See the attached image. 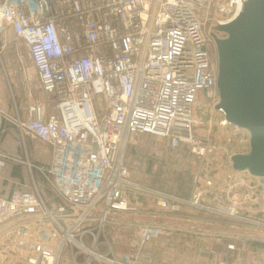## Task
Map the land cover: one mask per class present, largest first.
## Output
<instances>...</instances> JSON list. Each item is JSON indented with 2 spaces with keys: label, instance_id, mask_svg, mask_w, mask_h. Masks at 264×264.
Masks as SVG:
<instances>
[{
  "label": "built area",
  "instance_id": "built-area-1",
  "mask_svg": "<svg viewBox=\"0 0 264 264\" xmlns=\"http://www.w3.org/2000/svg\"><path fill=\"white\" fill-rule=\"evenodd\" d=\"M245 1L0 0V33L9 31L24 42L34 88L43 95L31 102L27 119L13 122L22 137L52 149L49 168L28 167L41 172L50 201L62 202L49 208L33 177L31 190L0 196V264H62L68 247L71 264H154L141 249L177 229L165 220L189 218V208L214 216L201 218L208 229L199 240L223 244L228 254L219 259L226 261L217 264H264V204L255 186L239 174L223 180L167 174L177 160L218 149L198 136L206 113L219 115L207 120L209 129L214 123L229 129L245 146L237 153L249 151V133L216 109L217 52L200 14L218 4L229 17L218 25L226 24ZM51 96L57 103L48 114ZM135 145L148 151L145 159L153 168L145 170L160 174L162 188L133 180L134 172L144 171L128 158ZM138 196L151 202L143 208L133 201ZM124 214L132 226L148 217L137 250L100 251L107 227L128 224ZM82 255L84 261H77Z\"/></svg>",
  "mask_w": 264,
  "mask_h": 264
},
{
  "label": "rangeland",
  "instance_id": "rangeland-1",
  "mask_svg": "<svg viewBox=\"0 0 264 264\" xmlns=\"http://www.w3.org/2000/svg\"><path fill=\"white\" fill-rule=\"evenodd\" d=\"M215 1L218 2V0ZM227 3L228 0L225 4ZM217 5L211 3L209 7L200 9L202 20L205 22V32L210 38L214 32L218 37L224 36L223 33L216 32L215 27L219 22L229 18L222 16ZM210 46L214 50L215 42L211 41ZM35 80L34 68L24 42L9 31L0 33V153L3 155L0 161L3 163L0 166V194L2 195L8 193L11 188L10 173L13 168L17 166L20 174L28 180V168L24 166L25 163L45 166L50 162V159L48 161L50 154L48 147L36 139L22 137L13 122L17 108L20 112L24 109L27 110L32 101L41 99V94L34 88ZM201 109L210 112V109L207 110L205 107ZM198 113L201 115V111ZM216 114L218 113L215 112L212 115L206 113L203 116L204 124L198 128V136L202 139H210L217 144L218 149L214 153H208L206 157L197 156L193 160L191 157L177 160L167 167V174L170 172L180 174V176L212 174L218 180H223L226 174H236L230 166V156L232 153L244 149L245 146L240 144L229 129L219 128L215 123L212 129L207 127L209 118L213 117L214 121L219 118V115ZM139 139L135 138L134 140ZM128 149L130 151V147ZM135 155L136 157L130 153L128 158L131 163L139 159L137 154ZM187 156L188 154L185 155V157ZM139 174H147L145 168L144 171L139 170ZM184 196L187 197V193ZM261 197L263 205L264 196ZM144 198L148 197L144 196ZM204 203L216 206L213 201L209 203L205 200ZM185 215L189 218L170 216L165 220L171 227H179L172 233L165 231L164 239L160 237L157 243L142 248L143 256H151L150 261L154 264H217L220 261H226L219 259L228 254L223 244L217 245L215 241L199 240L201 233L208 229L201 218L210 219L214 216L209 212L195 208H189ZM122 218L128 224L109 226L102 232L99 239L106 242V247L100 251L113 252L116 255H129L137 250L138 232L140 226L142 227L145 222L141 217H138V221L133 222L132 226L130 225V214H124ZM68 251H71L69 247L61 257L62 264H71ZM75 251H77L76 248ZM84 259L85 256L82 255L77 258V261L83 262ZM94 264L99 263L94 262Z\"/></svg>",
  "mask_w": 264,
  "mask_h": 264
},
{
  "label": "water",
  "instance_id": "water-1",
  "mask_svg": "<svg viewBox=\"0 0 264 264\" xmlns=\"http://www.w3.org/2000/svg\"><path fill=\"white\" fill-rule=\"evenodd\" d=\"M216 109L249 133V151L231 157L236 172L264 179V0H246L239 15L215 27Z\"/></svg>",
  "mask_w": 264,
  "mask_h": 264
},
{
  "label": "crops",
  "instance_id": "crops-1",
  "mask_svg": "<svg viewBox=\"0 0 264 264\" xmlns=\"http://www.w3.org/2000/svg\"><path fill=\"white\" fill-rule=\"evenodd\" d=\"M40 98H41V100H43L42 94H41ZM56 103H57V98L55 96H51V103H50L49 107L46 109L48 114H50L52 112L53 107L55 106ZM14 118H15V120L27 119L28 118L27 110L24 109L23 111L20 112L19 109L17 108L16 117H14ZM16 129H17V127H16ZM47 147L50 151L49 158H48V161H49V159L51 160L52 149L49 146H47ZM131 152L133 153L134 157H136L135 154H137V158H139L135 162L139 163V165L142 168H146V170L150 172V170L153 168V166L149 165V163L147 162L148 160L145 159V156L148 154V151L146 149L142 148V146H140V145H135L133 147H130L129 153H131ZM1 164L3 165V163H1ZM1 164H0V166H1ZM28 164H30V163L24 164V166L26 168H28L27 169L28 180H27V178H24V176L20 174L19 169L16 166L15 168H13L12 172L10 173L11 178H12L11 179L12 185L10 186L11 188H10L9 192L4 194V195L0 194V196H4V197L10 196L13 193V191H15L16 189L31 190L32 189V177H33V179L37 183L38 187L40 189H42L43 196L47 200H49V202H48L49 208H51V209L59 208L62 205V202L58 198H54L50 201L52 194H51V192H49L48 190L45 189L46 185H45V181L41 175V172H39L37 169H34V167L35 168L36 167L37 168H49L50 162H48V164L45 166L44 165L43 166L32 165V166H34L32 172L30 171ZM235 173L239 174V176L242 177L247 182L248 186H255L256 187V190H255L256 194H258L260 196H264V179L252 177L247 172H236L235 171ZM132 178H133V180L140 182L141 184H145V185L153 187V188H162L163 187V186L160 187V174H138V173L134 172V174H132ZM24 180H25V183H24ZM246 190H248V189H246ZM248 191H250V190H248ZM133 201L138 203L139 206L142 205L143 208H145V206L147 207V203L149 204L151 202V200L149 198H144V196H138L136 199H133ZM142 219L144 221H146L148 219V217L145 216V218H142ZM33 226H35V224H33Z\"/></svg>",
  "mask_w": 264,
  "mask_h": 264
},
{
  "label": "flooded vegetation",
  "instance_id": "flooded-vegetation-1",
  "mask_svg": "<svg viewBox=\"0 0 264 264\" xmlns=\"http://www.w3.org/2000/svg\"><path fill=\"white\" fill-rule=\"evenodd\" d=\"M216 31V30H215ZM217 32V31H216ZM214 34H216L215 32H214Z\"/></svg>",
  "mask_w": 264,
  "mask_h": 264
},
{
  "label": "trees",
  "instance_id": "trees-1",
  "mask_svg": "<svg viewBox=\"0 0 264 264\" xmlns=\"http://www.w3.org/2000/svg\"><path fill=\"white\" fill-rule=\"evenodd\" d=\"M150 165H152V163Z\"/></svg>",
  "mask_w": 264,
  "mask_h": 264
}]
</instances>
